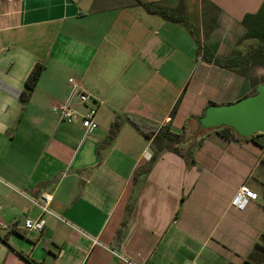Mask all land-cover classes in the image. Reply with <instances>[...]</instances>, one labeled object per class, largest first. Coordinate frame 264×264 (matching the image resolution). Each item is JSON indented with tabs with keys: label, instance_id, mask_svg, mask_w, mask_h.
I'll use <instances>...</instances> for the list:
<instances>
[{
	"label": "crops",
	"instance_id": "obj_1",
	"mask_svg": "<svg viewBox=\"0 0 264 264\" xmlns=\"http://www.w3.org/2000/svg\"><path fill=\"white\" fill-rule=\"evenodd\" d=\"M143 1L181 20L135 0H0V264H120L108 249L137 264H264V134L203 133L192 164L167 149L150 164L154 135L128 121L107 142L116 117L177 133L253 93L252 71L216 60L245 53L242 18L264 0ZM70 81L97 106L90 129L59 118L64 102L85 111ZM242 184L256 197L238 209ZM42 194L60 219L27 231L41 210L25 196Z\"/></svg>",
	"mask_w": 264,
	"mask_h": 264
},
{
	"label": "trees",
	"instance_id": "obj_2",
	"mask_svg": "<svg viewBox=\"0 0 264 264\" xmlns=\"http://www.w3.org/2000/svg\"><path fill=\"white\" fill-rule=\"evenodd\" d=\"M137 4L144 7L148 12L157 13L162 17L171 20V21H179L177 15L180 13V7L178 6L176 9H166L161 6H156L145 2L143 0H135ZM245 32L243 37L240 39V42L249 41L250 44L246 48L245 53L237 52L233 54L229 59L224 61L216 60V63L219 65H223L232 70H235L238 73L242 74H250L252 67H261L264 70V1L261 6L255 13L245 14L241 21ZM190 30V26L188 27ZM239 42V43H240ZM43 65L37 63L33 69L30 71L29 75L25 80V89L21 93L20 99L22 102H25L30 92L36 86L40 73L42 71ZM259 83H264V72L263 75L259 78ZM255 92V89L253 90ZM176 105L173 107V111H175ZM196 118H187L182 128L177 133H172L168 130V127H159L153 125L147 121L137 119L132 116L125 117H116L110 124L107 142L111 141L118 134L121 125L128 121L130 122L138 131L144 134L146 137H151L154 135L153 142L155 145V152L150 157V164L156 159L158 153L162 150H170L180 157L184 158L188 164H192L194 162L193 159V150L195 146L199 145L195 144L197 138H200L203 133L199 132L196 126ZM225 128V127H224ZM226 130H220V134L226 137H235L242 139H251L254 140L257 135L243 138L239 137L233 130L230 128H225ZM123 227H120L117 232V237L121 236ZM30 264H40L32 261L31 259H27Z\"/></svg>",
	"mask_w": 264,
	"mask_h": 264
},
{
	"label": "water",
	"instance_id": "obj_3",
	"mask_svg": "<svg viewBox=\"0 0 264 264\" xmlns=\"http://www.w3.org/2000/svg\"><path fill=\"white\" fill-rule=\"evenodd\" d=\"M199 132L230 128L239 137L264 134V83L255 92L228 104H209L196 118Z\"/></svg>",
	"mask_w": 264,
	"mask_h": 264
},
{
	"label": "built area",
	"instance_id": "obj_4",
	"mask_svg": "<svg viewBox=\"0 0 264 264\" xmlns=\"http://www.w3.org/2000/svg\"><path fill=\"white\" fill-rule=\"evenodd\" d=\"M70 84L72 93L78 98V101L84 105L85 111H79L69 102H64L57 106L59 118L61 121L69 124L79 122L85 129H90L95 126L97 106L96 104L92 106H86V104L92 100V97L85 91L81 90L75 81H70ZM19 193L23 195L21 192ZM25 197L33 205L37 206L41 210V214L38 217L24 219L23 228L25 230L41 232L46 225V219L44 217L45 214H49L60 219L58 215L48 208V203L50 201V196L48 194H42L36 198L29 197L27 195ZM255 197L256 195L250 190V188L246 184H242L236 190L232 200V205L238 209H243L249 203V201L255 199ZM108 250L118 259L120 264H137L133 260L125 257L113 249Z\"/></svg>",
	"mask_w": 264,
	"mask_h": 264
},
{
	"label": "rangeland",
	"instance_id": "obj_5",
	"mask_svg": "<svg viewBox=\"0 0 264 264\" xmlns=\"http://www.w3.org/2000/svg\"><path fill=\"white\" fill-rule=\"evenodd\" d=\"M201 49H202V47H201ZM251 71H252V74L255 76L253 78V81H252L253 83L256 82L257 80H259V78L263 75V72H264V70L261 67H257L256 69H253ZM254 88L256 89V87H254ZM220 129L227 131V129H225V128H220Z\"/></svg>",
	"mask_w": 264,
	"mask_h": 264
}]
</instances>
